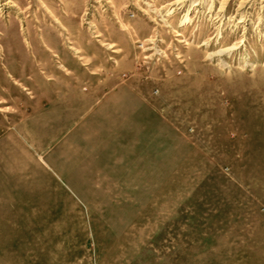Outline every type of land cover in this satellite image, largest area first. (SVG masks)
Masks as SVG:
<instances>
[{"label": "rangeland", "instance_id": "1", "mask_svg": "<svg viewBox=\"0 0 264 264\" xmlns=\"http://www.w3.org/2000/svg\"><path fill=\"white\" fill-rule=\"evenodd\" d=\"M0 264H264V0H0Z\"/></svg>", "mask_w": 264, "mask_h": 264}, {"label": "bare ground", "instance_id": "2", "mask_svg": "<svg viewBox=\"0 0 264 264\" xmlns=\"http://www.w3.org/2000/svg\"><path fill=\"white\" fill-rule=\"evenodd\" d=\"M236 48L235 45H232V46H228L224 49H221L215 53H211L210 56H220L221 58H223V56L229 54L230 51L234 50ZM224 63V62H223ZM226 65V64H225Z\"/></svg>", "mask_w": 264, "mask_h": 264}]
</instances>
